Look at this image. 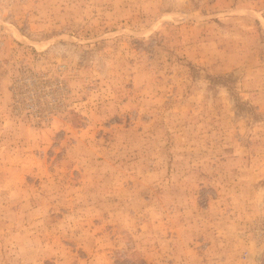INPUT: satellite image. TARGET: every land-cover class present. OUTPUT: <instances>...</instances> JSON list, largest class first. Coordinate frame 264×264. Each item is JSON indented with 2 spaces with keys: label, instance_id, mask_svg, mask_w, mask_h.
<instances>
[{
  "label": "rangeland",
  "instance_id": "1",
  "mask_svg": "<svg viewBox=\"0 0 264 264\" xmlns=\"http://www.w3.org/2000/svg\"><path fill=\"white\" fill-rule=\"evenodd\" d=\"M0 264H264V0H0Z\"/></svg>",
  "mask_w": 264,
  "mask_h": 264
}]
</instances>
